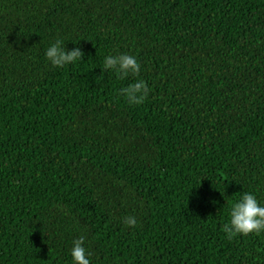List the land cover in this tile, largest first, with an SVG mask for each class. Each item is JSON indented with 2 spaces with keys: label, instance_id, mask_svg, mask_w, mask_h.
I'll list each match as a JSON object with an SVG mask.
<instances>
[{
  "label": "trees",
  "instance_id": "16d2710c",
  "mask_svg": "<svg viewBox=\"0 0 264 264\" xmlns=\"http://www.w3.org/2000/svg\"><path fill=\"white\" fill-rule=\"evenodd\" d=\"M58 38L83 60L53 67ZM120 53L142 104L101 75ZM245 191L264 202V0H0V264H71L81 235L92 264H264L223 231Z\"/></svg>",
  "mask_w": 264,
  "mask_h": 264
},
{
  "label": "clouds",
  "instance_id": "9594fccd",
  "mask_svg": "<svg viewBox=\"0 0 264 264\" xmlns=\"http://www.w3.org/2000/svg\"><path fill=\"white\" fill-rule=\"evenodd\" d=\"M44 55L53 67L64 68L82 61L85 53L79 46L67 48L64 41L58 38L46 47ZM100 68L101 75L105 72H115L121 80L130 76L137 77L119 90V94L124 96L130 104H142L148 97L150 89L147 81L140 78L141 64L136 56L128 53L106 55ZM124 224L128 227H135L137 219L135 216H128L124 219ZM223 231L228 239L238 235L247 237L251 234L260 237L264 242V202H261L251 191L243 192L235 202L230 204L228 220L223 225ZM260 251L261 249L258 248L257 252ZM70 255L71 264H92V254L86 247L83 235L72 241Z\"/></svg>",
  "mask_w": 264,
  "mask_h": 264
}]
</instances>
